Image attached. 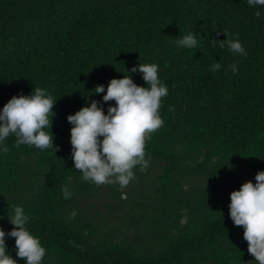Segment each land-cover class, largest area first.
I'll return each mask as SVG.
<instances>
[{
    "label": "trees",
    "instance_id": "16d2710c",
    "mask_svg": "<svg viewBox=\"0 0 264 264\" xmlns=\"http://www.w3.org/2000/svg\"><path fill=\"white\" fill-rule=\"evenodd\" d=\"M246 0H0V107L44 87L57 98L54 146L0 152V227L22 205L45 247L41 264H256L230 192L264 170V6ZM188 31L197 49L176 45ZM238 38L247 55L209 43ZM156 62L168 86L162 125L134 178L94 184L72 169L67 115L112 77ZM220 68L211 70L213 63ZM236 71H232V65ZM144 85L139 72L131 73ZM71 195L65 198L64 190ZM14 237L5 236L19 264Z\"/></svg>",
    "mask_w": 264,
    "mask_h": 264
},
{
    "label": "clouds",
    "instance_id": "9594fccd",
    "mask_svg": "<svg viewBox=\"0 0 264 264\" xmlns=\"http://www.w3.org/2000/svg\"><path fill=\"white\" fill-rule=\"evenodd\" d=\"M253 8V14L261 15L264 0H246ZM210 37L209 43L227 48L233 54L247 55L238 38ZM176 45L197 49L198 39L193 31H188L175 40ZM232 71H236L233 64ZM220 64L213 63L216 71ZM121 77H112L106 87L102 83L93 89L103 92L101 101L114 100L106 111L97 99L85 96V104L67 115L70 122V144L72 169L81 173V179L94 184L118 183L124 187L134 178V167L147 166L145 142L151 133L159 128L163 120L159 113L161 98L168 93V86L158 75L156 62H140ZM139 72L144 85L134 82L131 73ZM53 98L47 88L35 86L24 94H13L0 107V152L7 151L4 144L12 134L15 144H27L41 150L54 146L51 131ZM56 147V146H54ZM71 193L65 189L63 196ZM229 217L234 225L243 227V238L247 241V251L254 256L256 264H264V170H258L252 179L242 182L239 188L230 192ZM8 215L14 225L7 232L0 227V264H19L8 251L5 236L14 237L16 256L24 259V264H41L45 247L40 237L27 226L28 216L22 205H13Z\"/></svg>",
    "mask_w": 264,
    "mask_h": 264
}]
</instances>
